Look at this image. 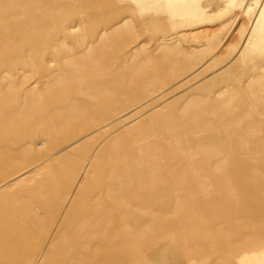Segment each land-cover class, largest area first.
<instances>
[{
    "label": "rangeland",
    "instance_id": "rangeland-1",
    "mask_svg": "<svg viewBox=\"0 0 264 264\" xmlns=\"http://www.w3.org/2000/svg\"><path fill=\"white\" fill-rule=\"evenodd\" d=\"M161 3L171 18L146 19L131 0H0V264H21L27 251L37 264L61 237L58 256L96 252L106 256L103 264H264V201L237 198L223 219L204 210L198 196L215 200V193L196 184L200 171L186 167L202 156L182 148L211 133H223L220 142L231 150L235 139L227 144L223 135L264 143V0ZM258 23L263 38L246 47ZM44 117L57 121L53 131L69 128L67 138L42 145ZM98 117L100 126L122 124L97 144L89 124ZM110 146L109 154L144 161L134 193L144 197L151 188L161 199L121 200L129 220L143 222L105 236L127 244L88 245L91 239L77 241L73 221L59 227L65 214H82L84 200L69 209L72 194L85 175L91 186L90 161ZM232 157L223 155L227 173ZM54 171L62 176L50 181ZM88 197L97 203L106 195ZM189 207L197 210L190 215Z\"/></svg>",
    "mask_w": 264,
    "mask_h": 264
},
{
    "label": "bare ground",
    "instance_id": "bare-ground-1",
    "mask_svg": "<svg viewBox=\"0 0 264 264\" xmlns=\"http://www.w3.org/2000/svg\"><path fill=\"white\" fill-rule=\"evenodd\" d=\"M220 1L223 2V1H228V0H220ZM259 18H260L259 20H264V9H262L261 16ZM261 23L263 24L264 21H262ZM261 23H258L260 26L257 27L255 31H253L247 36L245 43H244L246 47H249V46L251 47L252 45L255 44V41L261 40L263 38V36L261 35V32L263 31V25H261ZM171 40H172L171 38L169 39V37H167V38H163L161 41L162 43L167 44ZM199 43L200 42H198V44ZM113 110H115V106ZM99 120H101L100 117H98V122L94 123V121L91 120L89 124L92 126L91 129H96L95 133L98 132L96 136L91 137L93 138V141L97 142V144L99 143L100 140H104L103 138H106L111 132H113L119 125L122 124V121H119L118 119V120L111 122V125L106 124V125L100 126L102 123H100L101 121ZM42 122L46 124V128H47V131H44L42 133L43 137L45 138L43 140L42 145H45L46 143H50V142H60L61 140H64L67 138L68 136L67 131L69 130V128H67V130L65 129L62 132H56V131H53L52 129V126L57 123L56 120L50 117H44L42 118ZM113 123H116V124L112 126ZM87 124L88 123H85L84 125H87ZM48 129H50L51 131H48ZM222 134L223 133L221 134L211 133V135L202 136V137L197 138L196 140L193 139L194 141L192 140V141L187 142L186 144H184L185 146H183L182 148L185 149V153L191 152L195 156H199V157L202 156V158L200 159L194 158V157L191 158L190 166L187 165L186 167L191 168L193 166L192 168L200 171L203 175L202 177L204 178H199V176H195L194 180L197 182L196 184L201 187L203 186L205 187L207 184H210L212 187V191L215 193L214 194L215 200L211 199L210 195L203 194V193H201L198 196L200 197L198 199L205 203L204 210L209 208L207 209L208 211L216 214L215 216L223 219L225 217L224 214L227 211H230V213L235 212V205L233 203L235 199L237 198L240 200H248V201H264V143H260L259 145H253L252 143L248 141H244V140H241L240 142L237 141L240 137V135L238 134H232L231 136L223 135L224 137L222 138H226L227 144L229 140H231L229 138L233 137L235 139L233 140V143L236 142L235 144L238 146V148L231 150L229 146H226L225 144H222L220 142L222 140L221 139ZM26 137L32 138V134L27 133ZM91 138H89V140ZM140 141H143L142 143H145L147 139L139 140L138 143ZM89 143L90 141L86 142L85 144L88 145ZM142 143L140 145H136L137 147L136 150H139L141 148ZM85 144L81 146V148L75 147L71 149L72 152H69V151L67 152L70 154L71 153L76 154L80 151V149L81 150L84 149V147L86 146ZM27 145L28 143L25 144V146ZM29 146L31 147V144ZM111 146L98 152L95 158L92 161H90V165L88 169L92 171V177H94L92 179V182H90L91 186L90 187L87 186L88 185L87 183L90 178H88L87 175H85V177H83V179H81V181L79 182L76 191L72 194L73 200L71 204L69 205V209L79 210L81 208L80 201L84 200L87 206L81 208L82 214L80 215L75 214L73 217L68 216V213L65 214L61 221L60 227H59V229H63V230L68 229L70 228L68 227L69 224L73 221L75 225L74 227L75 229L73 230L74 232H76L75 234H77V241L78 240L81 241L83 239L84 240L88 239L85 241H89L91 239L88 245H91L92 244L91 242L94 240L97 241L95 243H98L100 246H103L104 244L114 245V244H119V243L120 244L124 243L126 245L127 241L129 240H126V239L118 240L119 237L118 238L110 237L109 235L105 236V233H108V231L119 232L118 230L121 228L125 229L131 225L135 226L136 224L138 225V223L140 224L143 221L141 220V218L140 220L134 219V218L132 219L130 218L129 220L128 210L126 206L123 205L120 201L123 199H127V198H129L130 200L141 201V200H150L151 198L149 197H160L158 195V192L151 188L145 189L142 191V193L145 194L144 197H138L137 193L136 192L134 193L135 188L132 186L136 183V181L140 177H143L141 175H144V171L140 170L141 165L142 163H144V161L142 162V160H139L137 162L136 160L139 158L137 155L136 157L133 155L126 156L124 153L109 154L112 148ZM189 148H191V151H188ZM131 149L132 148H129V151H132ZM66 150L67 149L62 150V152ZM178 150L179 149H177V151ZM203 151H206L207 156L205 155L206 153ZM229 151L233 157H232V164L230 167V173H227V171L225 170L221 162L223 159V155L226 152L229 153ZM183 152L184 150L181 153L183 154ZM258 152H260L261 154L257 155ZM170 157L172 156L170 155ZM166 158H168L167 155H166ZM58 161L63 162V160H58ZM213 163H216L217 168L213 167L214 166L212 165ZM186 164H187V160H186ZM134 167L136 168L134 169ZM61 176L62 175L60 172L54 171V173L50 176L49 180L53 181V180H56V178L60 179ZM184 179L185 181L189 179L187 174L184 175ZM103 194L106 195L105 200L102 201L101 199L100 202H97V203H93L94 200H90L91 198L88 197L89 195H92V197L101 198ZM159 199H161V197ZM222 200H228L232 203L230 204H228V202L227 204L219 203V201H222ZM261 208L264 209V205H261ZM196 210L197 209H192L191 207H189L187 209V213L191 215V213L195 212ZM207 216L205 217L208 218ZM112 218H113V221H111ZM192 224L193 223H189V224L187 223L185 227L187 228L188 226ZM198 226H201V225H198ZM149 228L153 229L154 227H149ZM200 228L198 229L200 230ZM81 232L84 233V236H82ZM11 233L12 232H10V234ZM63 233L66 234L67 232L63 231ZM122 234H124V232ZM152 235H150V237H153L152 238L153 240L155 235L154 233ZM13 238H14V235H12L10 238L9 236L7 237L6 235H3V239L10 240ZM61 239H63V237H61ZM190 239H193V237L191 236ZM148 240L149 238H146L144 241L147 242ZM180 240H181V237H179L178 241ZM207 240H210V239H207ZM60 241L58 239L53 240L50 243V246L48 247V249L39 256V258L37 259V264H59V262H61L64 259H68L69 261H71V263L73 262L74 264H103L104 261L106 260V256H104L101 253H96V252H90L88 254L86 253L76 254V255H69V253L67 252L65 253L62 252L63 253L62 256L60 255L58 256L55 253V251L60 248V245H61ZM78 247L80 248V246ZM80 249H85V247L80 248ZM115 252L118 253L117 251ZM16 255H19V254H16ZM116 255L117 254H114L113 256H115L116 258ZM31 256H32V253H29V251H27L25 255H22L23 259L21 260V264H31V259H32Z\"/></svg>",
    "mask_w": 264,
    "mask_h": 264
},
{
    "label": "crops",
    "instance_id": "crops-1",
    "mask_svg": "<svg viewBox=\"0 0 264 264\" xmlns=\"http://www.w3.org/2000/svg\"><path fill=\"white\" fill-rule=\"evenodd\" d=\"M141 12V15L146 19H157L163 16L172 17L169 13V9L163 8L161 0H131ZM214 5L221 3L220 0H210ZM218 2V3H217ZM224 3H230V0L224 1ZM177 15H173L176 17Z\"/></svg>",
    "mask_w": 264,
    "mask_h": 264
}]
</instances>
